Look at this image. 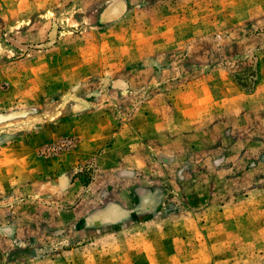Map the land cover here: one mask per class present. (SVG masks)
<instances>
[{
  "label": "rangeland",
  "instance_id": "1",
  "mask_svg": "<svg viewBox=\"0 0 264 264\" xmlns=\"http://www.w3.org/2000/svg\"><path fill=\"white\" fill-rule=\"evenodd\" d=\"M0 264H264V0H0Z\"/></svg>",
  "mask_w": 264,
  "mask_h": 264
},
{
  "label": "built area",
  "instance_id": "2",
  "mask_svg": "<svg viewBox=\"0 0 264 264\" xmlns=\"http://www.w3.org/2000/svg\"><path fill=\"white\" fill-rule=\"evenodd\" d=\"M69 145H70V140L64 139V140L58 141L57 143L52 144L49 147L44 148L43 152L59 150V149H62L64 147H67Z\"/></svg>",
  "mask_w": 264,
  "mask_h": 264
},
{
  "label": "flooded vegetation",
  "instance_id": "3",
  "mask_svg": "<svg viewBox=\"0 0 264 264\" xmlns=\"http://www.w3.org/2000/svg\"><path fill=\"white\" fill-rule=\"evenodd\" d=\"M141 205H142V204H141ZM150 205H151V203L149 204V206L146 205L145 207L148 208V207H150ZM140 208H141V206H140L138 209H140ZM138 209H137V210H138ZM142 209H143V208H141L140 210H142ZM132 215H133V214H131V216H132Z\"/></svg>",
  "mask_w": 264,
  "mask_h": 264
},
{
  "label": "water",
  "instance_id": "4",
  "mask_svg": "<svg viewBox=\"0 0 264 264\" xmlns=\"http://www.w3.org/2000/svg\"><path fill=\"white\" fill-rule=\"evenodd\" d=\"M96 227V226H95ZM100 227H103V226H100ZM97 228H98V226H97Z\"/></svg>",
  "mask_w": 264,
  "mask_h": 264
}]
</instances>
